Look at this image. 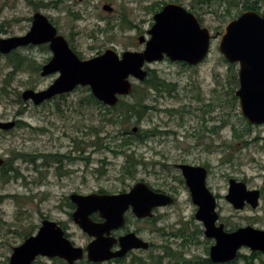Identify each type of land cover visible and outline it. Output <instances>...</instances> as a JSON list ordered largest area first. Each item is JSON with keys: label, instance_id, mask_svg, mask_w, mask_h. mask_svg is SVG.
I'll return each instance as SVG.
<instances>
[{"label": "rangeland", "instance_id": "374dc122", "mask_svg": "<svg viewBox=\"0 0 264 264\" xmlns=\"http://www.w3.org/2000/svg\"><path fill=\"white\" fill-rule=\"evenodd\" d=\"M31 1L57 2V8L54 6L42 8L40 12L51 16L62 30V36L67 39L73 38L82 53L86 57H91L109 48H116L119 53L131 47L138 48V30L122 28L120 18L124 13L129 14L132 22L142 25L141 30L148 38L146 31L151 29L152 23L154 24L155 14V11L150 10V5L163 0ZM105 5H111L114 12H105L103 10ZM145 7L148 10H145ZM209 7L216 12L204 16V24L215 36L211 42L209 56L204 59L200 67L195 69L190 66L186 68L169 60L160 62L156 65L158 75L163 80L176 84V92L171 95L165 94L161 98L153 91L148 95L147 104L156 107L158 111L149 113L151 121L143 122L144 129L159 128L176 132L179 136L177 141L174 140L176 137L173 135L163 139L154 137L148 140L146 145H143V142H136L128 153L116 152L123 151L117 149V144L121 143L122 133L127 132L128 129L132 132L133 128H140V123L134 124L136 120H133V124L128 127L109 124L106 120L113 115L116 116L117 112L110 113L103 105L87 103L86 100L90 97L88 87H80L78 91L70 94L66 101L55 99L39 107L32 102L19 99V93L22 94L27 89L44 90L56 80L53 76L42 77L40 72L28 71L33 68L32 63L36 66L43 64L49 56L46 49H24L21 55L28 57L30 62L27 61V68L15 76L11 73L13 67L9 64L12 53L0 54V121L22 122V125L11 132L0 134V157L4 160H12L13 167L23 170L22 174L27 177L30 168L29 164H26L28 161L22 158L13 160V151L31 156L37 153L51 155L60 153L72 157L70 158L72 160H64L61 165L49 159L46 172L47 179L52 184L50 186L28 187L29 185L24 184L20 178L21 174L18 179L12 177L9 181L0 178V264H8L14 247L22 244L27 234H35L43 219L63 222L75 246L85 249L93 238L72 221L71 215L74 209L68 205L70 195L73 193L88 195L100 191L117 194L129 191L141 181L154 189L165 190L173 182L168 178L166 182V173L173 171L176 174L173 164L181 159L180 156L183 154L181 150L190 148L188 137L192 133L207 137V142L212 146L211 157L204 159L212 168L211 184L214 193L221 196L218 207L221 222L230 231L245 226L264 229V196L261 197L260 205L255 210L249 206L243 210H236L225 198L228 194L229 178L246 179L250 189L264 187V142L260 140L264 137V128H256L250 134L241 137L243 139H238L236 131L240 130L243 135L247 129L241 124L236 102L228 95L229 107L222 110L218 106L223 86L228 90L236 89L235 82L226 79L227 69L223 64V55L219 51V41L224 27L235 19L239 7L232 8L231 16L226 19L223 16L224 7H220L219 1L211 3ZM73 13H79L80 19L73 18ZM32 16L33 10L26 0H0V39L25 34L29 29L27 19ZM139 20L144 23H140ZM109 22L116 27L105 28ZM6 80H9L7 94L2 91L6 86ZM134 85L139 86L137 87L139 93L144 87L137 81ZM203 95L206 103H211V109H206L205 115L201 114V104L198 100V97ZM138 96L139 94L136 93V97L129 99V102H135ZM187 96L189 99L191 96L193 101L187 99ZM156 97L158 101H155ZM81 100L83 103L80 102ZM183 104L191 105L193 108L191 111L184 110ZM174 108L179 113L175 114L172 111ZM201 115L205 119L203 123L200 121ZM224 120L227 121L225 129L217 134L214 133L213 129ZM135 135L133 134L134 137ZM98 136L103 144L101 149L92 144ZM256 138L259 140L253 141ZM221 140L227 144L226 152L218 149ZM247 140L251 144L249 147H245ZM243 148L246 149L243 153L247 155H241ZM133 151L136 152L135 156L139 164L134 171V178H129L125 176L128 170L126 156ZM231 156H233L232 161L229 159ZM195 158L203 157L196 155L187 157L189 161ZM225 158L230 162L222 164ZM60 172L65 176L62 181L58 179L57 182L55 175L59 176ZM195 213L196 209L190 202L188 193L181 191L177 204L156 210L152 219L141 221L130 216L126 228L119 234L124 235L125 230L137 232L139 237L154 243L155 246L148 254L139 250L129 252L130 255L122 264H137L136 257L143 258V262L150 264L152 255L157 256L162 253L159 246L166 244H172L177 253L184 252L189 258L209 257L207 249H210L215 241L207 238L204 233H199L197 236L196 229H201L202 226L195 219ZM94 217L99 219L98 215ZM180 229L184 230L183 233L187 237L192 234L195 236L188 251L179 248L176 239H171ZM241 254L249 256L251 251L244 248ZM261 258L264 262V253ZM39 260L37 264H61L56 260L43 258ZM255 264L264 263L261 259H256Z\"/></svg>", "mask_w": 264, "mask_h": 264}, {"label": "water", "instance_id": "95a60500", "mask_svg": "<svg viewBox=\"0 0 264 264\" xmlns=\"http://www.w3.org/2000/svg\"><path fill=\"white\" fill-rule=\"evenodd\" d=\"M103 10L111 12L113 8L105 5ZM154 21L153 28L148 31L150 39L146 41L144 37H139V42L146 45L144 51H126L120 56L109 48L99 56L80 60L65 37L57 34L48 17L36 13L27 34L0 39V54L8 55L30 44H51L53 57L43 66L41 76L47 77L56 72L60 76L44 90L23 91L21 98L24 102L40 106L81 86L89 87L97 100L114 107L121 96L132 94L131 77L138 81L147 78L148 72L144 69L146 63L161 62L167 57L172 62L196 66L209 55L211 32L201 27L195 15L177 5H167L155 14ZM219 50L230 63H242V88L236 92V96L241 98L243 115L250 123L263 124L264 15L246 12L231 22L221 36ZM15 126L14 120L0 121V131L12 130ZM3 164L4 159L0 157V166ZM181 169L198 207L195 217L203 224L205 236L215 241L210 247V260L215 264L230 263L236 260L243 248L263 253L264 229L245 226L227 231L223 223L218 224L217 200L205 185L206 170L189 165H182ZM260 198L259 189H249L242 181L230 180L226 200L234 209L243 210L246 205L257 209ZM69 199L75 206L71 215L73 222L93 238L88 246L85 249L75 246L56 221L44 220L36 234L14 247L8 264H35L38 257L60 258L68 264L86 258L99 264L124 258L132 250H147L150 244L134 232L115 238L111 235L112 231L125 225L126 214L130 210L138 219H150L155 209L175 202L173 197L155 191L145 182L136 183L127 192L73 193ZM94 214L102 221H95ZM117 244L119 248L114 250Z\"/></svg>", "mask_w": 264, "mask_h": 264}, {"label": "flooded vegetation", "instance_id": "af4514ba", "mask_svg": "<svg viewBox=\"0 0 264 264\" xmlns=\"http://www.w3.org/2000/svg\"><path fill=\"white\" fill-rule=\"evenodd\" d=\"M27 1V4L28 6H30L33 10V16L28 18V25H29V29L27 30V32L25 34H27L33 24V20H34V16L36 13H41L40 10H43L42 8H49V7H55L57 8V2H48V3H45L44 1H40L38 3H35L31 0H26ZM216 1H219L220 2V7H224V14L223 16H225V19L228 18L229 16H231V9L232 8H236V7H239L238 9V14L236 15L235 19L230 21L224 28L226 29L228 27V25L235 21V20H238L244 13L246 12H255L257 13L258 15L260 16H263L264 15V0H163L162 2H159V3H156V4H152L150 5V10L152 11H155L154 13H158L160 11L163 10V8L167 5H177L179 7H182L183 9H185L187 11V13H190V14H193L197 17L200 25L202 28H207L209 29V27H206V25L204 24V16H206L207 14H212V13H216L215 11H212L210 9V5L211 3L213 2H216ZM229 2V3H228ZM249 4L248 6L246 4ZM37 4V5H36ZM36 5V7H35ZM40 6V7H37V6ZM110 7H112L111 5H109ZM113 8V7H112ZM145 10H148L147 7L144 8ZM106 12V11H105ZM114 12V8L111 12L109 13H112ZM154 14V16H155ZM227 15V16H226ZM49 19V21L52 23L53 26H55V28L57 29V34L58 35H62V30L57 26L55 20L49 16V15H46ZM73 18H75L76 20L80 19V15L79 13H73L72 14ZM154 18V17H153ZM120 24H121V27L122 28H130V29H136L138 30V43H139V47L138 48H135V47H131L123 52H118L116 50V48H111V49H114L115 51H117L119 53L120 56H122V54L126 51H133V52H142L145 50L146 48V45L145 43L144 44H141L139 42V37H144L147 40L150 39V35L148 33L149 30L146 31V35H149L148 38H146L145 36V32L141 30L142 28V25L141 24H138L137 22H132V20L130 19V16L129 14H126L124 13L122 18H120ZM140 23H144V21L142 20H139ZM155 23V21H154ZM154 24L152 23V25L150 26V28H153ZM99 27V26H98ZM116 26H114L113 23H108L105 28H114ZM224 29V31H225ZM209 31L211 32V30L209 29ZM223 31V33H224ZM222 33V34H223ZM23 34V35H25ZM221 34V36H222ZM21 35V36H23ZM211 36H212V39H211V42L213 40V38L215 36L212 35L211 33ZM63 37H65L63 35ZM65 39L67 40L70 48L72 49V51L78 56V58L80 60H89L93 57H96V56H99L101 55L102 53H104L103 51L101 52H98L96 54H94L93 56L91 57H86L82 51L79 49V47H77V45L74 43V40H72L71 38L70 39H67L65 37ZM221 39V37H220ZM220 42V41H219ZM38 48H44L46 49L48 52H49V56L44 60L43 64H40V65H37V67H40L38 68L39 70H35V69H30L28 71L32 72V73H36V72H40V75H41V71H42V68L45 64H47L53 57V52L51 50V44L50 43H45V44H41V45H33V44H30L28 46H25V47H22L20 49H17L15 51V53H18V54H22V51L25 49V50H31V49H38ZM106 51V50H105ZM14 53V52H13ZM12 53V55H14ZM26 58V57H25ZM29 58L27 57V60ZM171 61L170 59H168L167 57L164 58L163 61L161 62H165V61ZM30 61V60H28ZM172 62V61H171ZM160 62H153V63H146L145 64V67L144 69L148 72L147 74V78L144 80V81H138L134 78H130L132 84H133V91L136 90L138 91V89L135 88V86L137 85H134V83L137 81L139 84H142L144 87L141 88L140 90V95L142 97V101H143V105L148 108L145 110V112L143 113L142 117H141V120H140V128L136 127L137 130L134 131V128L132 130V132H125V133H122L121 134V139L125 138V137H128V136H133V134H136L135 136L137 137L138 134H140L141 136V139L143 141V145L147 144L148 140L150 141V139H153L154 137H156V139L158 137H160L161 139L163 138H168L170 135H173V137H176L174 138L175 141H177L178 137L177 136V133L176 132H173V131H170V130H160L159 128H155L153 130H148V129H144L143 127V122H147L149 123V121H151L149 118H150V114L152 111H158V109L154 106H150L149 104H147V101H148V95H149V92L150 91H153L154 93H156V95L158 97H164L165 94H169L171 95V93H175L176 92V84H173L172 82H167L169 84H173L174 85V91H168L166 89H155L151 86L150 84V81L156 76H158L160 78V76L158 75V71L156 69V65L159 64ZM173 63H176V64H179V65H182L186 68H188V66L192 67L193 69L195 68H198L200 67L202 63H200L199 65H196V66H191L185 62H173ZM223 64L225 65V68L227 69V71L229 70V72H227L225 70V75H226V79H228V81H233L235 82L234 85L236 87L235 91H234V94L232 95L231 93V90H228L225 86H223V90H222V93H221V98L219 97V100H218V106L220 107V109L222 110H225V108H228L229 106V102L227 101V98H228V95L231 96L232 100H233V97H235L234 101L236 102V105H237V110H238V114H239V117L241 119V124H244L245 125V128L247 129L245 131V133L243 135L242 132L240 130L236 131V136L238 139H243L241 137H245L246 134H250L254 129L256 128H264V123L263 124H252L250 123V121L243 115V112H242V105H241V98L239 96H236V92L237 91H240L241 88H242V83H241V71H242V63L240 61L238 62H235V63H230L224 56H223ZM27 65V64H26ZM16 66V64H15ZM25 69H17L16 67L13 68V71L11 73H13V76H15L17 73H19L20 71H23ZM228 74H230V77H228ZM49 76H53L55 77V79H57L59 76H60V73L59 72H56V73H53ZM229 78H232V79H229ZM162 79V78H160ZM81 86L77 87L76 89H74L72 92L70 93H67V94H62V95H58L56 97H54L53 99H51L50 101H54L55 99H60V100H67L68 96L76 91H78V89L80 88ZM231 87V86H230ZM231 89V88H230ZM88 90L91 93V89L88 87ZM139 92V91H138ZM133 92L130 96H121L119 98V103L114 106V107H109L107 105H105L103 102L99 101V103H96L97 105H103L105 108H107L108 112L112 113L113 111L117 112V110H113L112 108H115V107H118L120 105L121 102L123 101H127L129 102V99H132L133 98ZM93 96V95H92ZM193 96V95H192ZM158 97L155 98V101H158ZM188 97V96H187ZM96 99V98H95ZM189 99V97L187 98ZM190 101H193V99L191 98L190 96ZM198 100H199V103L201 104V107H200V110L202 111H198V112H201V114L205 115V110L206 109H211V103L210 102H207L206 103V98L205 96L203 95L202 97H198ZM48 101V102H50ZM80 102L83 103V100H81ZM47 103V102H46ZM45 104V103H44ZM44 104H42L41 106H43ZM183 108L184 110H190L193 108V106L191 105H186V104H183ZM199 110V108H197ZM172 111L177 114L176 112L179 113V111L174 108L172 109ZM17 121V120H16ZM200 121L201 123H203L205 121L204 117L201 115L200 116ZM20 121H17L16 122V126L15 128H13L12 130L18 128L20 125L19 123ZM226 123L227 121L224 120L223 122L220 123L219 126L215 127L213 129V132L214 133H219L221 130H224L225 127H226ZM22 125V124H21ZM202 129H205L204 127H202ZM12 130H8V131H5V130H1L0 131V134H3V133H9L11 132ZM206 130V129H205ZM185 134V133H184ZM134 137V136H133ZM188 139L190 140L189 142V146L190 147L188 150L187 149H183L181 150L182 151V156L180 160H178L177 163L173 164L174 165V168H175V172L176 174H174L173 171H168V173H166V182H167V178L172 180V184H169L167 186V188L165 190H162V189H154L155 191L157 192H160V193H163V194H167V195H170L171 197H173L175 199V202L172 204V205H175L179 202V196H180V193L181 191H186L188 193V196L190 197V202L192 203L193 207L196 209V212H197V205L194 203L193 201V197H192V193H191V190L190 188L187 186V183H186V179L184 178L183 176V172H182V169H181V166L182 165H189V166H192V167H201L203 169L206 170V174H205V185L206 187L215 195L216 197V200H217V211L219 213V201L221 199V196L219 194H215L214 193V187L212 186L211 184V179H212V168L210 166V164L204 159V158H210L211 157V154H212V146L210 143L207 142V137L205 136H202V135H199L198 133V136H197V133H192V135H190L188 137ZM222 139V138H221ZM259 140L258 138L254 139L253 141H257ZM261 141L264 142V137L260 138ZM224 141V140H223ZM248 141V140H247ZM245 142V147H249L251 144H249V141L248 142ZM219 148L218 149H221V150H224L226 152V148H227V144L226 142H222L221 140V144H219ZM246 149L243 148V150L241 151V155L244 156V155H247V153H243ZM51 154H42V153H37L35 156H31V155H28L30 157L29 160L27 159H23V160H26L28 161L26 164H29L30 168L29 169V176H25L22 174V171L23 170H18V168H16L18 170V177L17 178H14V179H18L19 178V175L21 174V179L23 180V183L24 184H27L29 185L28 187L30 186H33V187H46V186H50L52 185L50 180L47 179V172H46V169L48 168L49 166V159ZM55 156V161L54 163L55 164H59L61 165L63 163L64 160H68L69 158H72L70 156H67V155H63V154H60V153H57V154H53ZM191 155H196V156H200V157H203L202 159L201 158H195L193 159L192 161H189L187 159V157L191 156ZM227 158V156H226ZM225 160H222V164L224 163H227V161H229V159H231V161L233 160V156H231L229 159H226ZM72 160V159H71ZM76 160V159H74ZM252 160H255L254 158H252ZM6 161V160H5ZM230 162V161H229ZM62 173H58L59 176L55 175V177L57 178V182H58V179H60L62 181V178L65 176V174L63 173V175H61ZM264 178V176H263ZM233 179V178H229V181H228V185H229V182L230 180ZM236 179V178H235ZM237 181H243L246 183L247 187L249 188L248 184H247V180L246 179H243V180H239V179H236ZM60 181V182H61ZM143 182V181H141ZM62 183V182H61ZM229 188V186H228ZM250 189V188H249ZM260 192H261V197L264 196V187H261L259 188ZM226 198V196H225ZM170 205V206H172ZM246 206H249V205H246ZM169 206H166V207H162V208H157L154 210V215H155V211L158 210V209H165V208H168ZM72 209H75L72 208ZM196 214V213H195ZM220 215V218H219V223L218 224H221V214L219 213ZM130 216H134L133 213L130 211L127 212L126 214V223L125 225L118 229V230H114L112 231L111 235L115 238H119L120 236H122L121 234H119V232H122L124 230V228H126V224H127V221L129 219ZM135 217V216H134ZM154 217V216H153ZM152 217V218H153ZM72 218V217H71ZM136 218V217H135ZM150 218V219H152ZM137 220H149V219H138L136 218ZM196 219V217H195ZM44 220H47V219H43L42 222ZM95 221L97 222H101L102 220L99 218V219H95ZM197 220V219H196ZM73 221V220H72ZM198 221V220H197ZM41 222V224H42ZM199 222V221H198ZM59 224V226L65 231V236L71 240V242L75 245V243L72 241L71 239V235L69 234L68 232V228L67 226L63 223V222H57ZM202 226V228H198L196 229V233H197V236L199 233H204L205 235V232H204V226L201 222H199ZM40 224V226H41ZM224 224V223H223ZM225 225V224H224ZM40 226L38 227V230L40 228ZM226 230L227 231H230L226 226H225ZM37 230V232H38ZM126 232L124 233L127 234V233H130V232H133V231H127L125 230ZM184 230L180 229L179 230V233L177 234H173V237L174 238H171V239H176V241H178V247L183 249L184 251H188L189 247L191 246L192 242L194 241V238L195 236L192 234V235H189L188 237L186 236V234H182ZM234 231V230H233ZM36 232V233H37ZM35 233V234H36ZM138 237H139V234L137 232H134ZM34 235V234H33ZM141 238V237H140ZM192 240L193 241H186V240ZM142 239V238H141ZM179 239L181 241H179ZM168 242V241H167ZM150 244V247L149 249L147 250H139V251H143L145 253H149L151 251H153L154 249V246L155 244L152 243V242H149ZM165 246L170 250H168L169 252L173 253V252H176L173 248V245L172 244H166V245H162V246H159V249H162V253L157 255V257H160L161 258V263L162 264H168L170 262V259L169 257H167L165 254V252H163V250L165 249ZM119 248V245L117 244L115 247H114V250H117ZM134 251V250H133ZM133 251H130V253H132ZM130 253H128V255L126 257H124L123 259H114L112 261H110L111 263L113 264H122L123 262L126 261L127 257L130 255ZM177 253V252H176ZM183 255L185 256V253L182 252ZM178 255H179V252H178ZM209 255V254H208ZM153 256V255H152ZM186 258H189L187 256H185ZM196 256H193L191 258H194ZM199 257V256H198ZM201 257V256H200ZM50 259V258H46V257H38L35 261V264L39 263V259ZM209 258V257H208ZM210 259V258H209ZM50 260H56L57 262H60L63 264H68L65 260L63 259H60V258H53V259H50ZM117 260H120V263L117 262ZM159 260V258H158ZM146 261V260H145ZM84 262V263H83ZM88 260L86 259H83L79 262H76L74 264H85L87 263Z\"/></svg>", "mask_w": 264, "mask_h": 264}, {"label": "trees", "instance_id": "16d2710c", "mask_svg": "<svg viewBox=\"0 0 264 264\" xmlns=\"http://www.w3.org/2000/svg\"><path fill=\"white\" fill-rule=\"evenodd\" d=\"M247 6L249 5L248 3L246 4ZM40 7V6H37ZM14 55L10 56V62L9 64L14 68L16 67L17 69H25L27 68L26 66V62L28 61L27 58L23 57L21 54L18 53H13ZM30 62V61H28ZM16 64V66H15ZM31 66L33 67L32 69L35 70H39L36 65H33V63L31 64ZM9 84V80H6V86L5 88L2 89V91L7 94V85ZM150 84L153 88L155 89H166L168 91H174V85L173 84H169L167 83L165 80L160 79L158 76L155 75V77L150 81ZM136 86L135 88L137 89ZM232 91V95L234 94V88H231ZM136 93L139 94L137 100L133 103L131 102H121L120 105L118 107L112 108L113 110H117V115H113L111 118L107 119L106 121L111 124V125H120V126H125L128 127L130 126V124H133V120H136L134 124H138L140 123L141 117L143 115V113L145 112L146 108L143 105V101H142V97L140 95V93L136 90L133 91V97H136ZM19 99L21 98V94L19 93ZM235 99V97H233V100ZM87 103H99L97 99H95L92 94H90V97L86 100ZM230 105V102H229ZM19 125L22 124V122H18ZM127 132H130L129 129L127 130ZM131 133V132H130ZM97 134V133H96ZM101 138H99L95 141L92 142L93 145H95L97 148L101 149L103 147V144L100 142ZM136 142H143L141 139L140 134H138L137 137H133V136H128L125 137L123 139H121V143L117 144V149H122L123 151H116V152H127L132 148V146L135 145ZM132 150V149H131ZM136 152L133 151L130 154H127L126 156V165L128 166V170H126L125 176L129 177V178H134V174H135V169L137 167V165L139 164V162L136 159ZM12 157L13 160H18L20 158L23 159H30V157L28 156V154H20V153H15L13 151L12 153ZM50 157L51 161H55V156L54 155H50L48 156ZM68 160H71L70 158ZM18 170L16 168L13 167V162L12 160H6L4 165L0 167V178L4 181H9L12 177L13 178H17L18 177ZM100 193H105L104 191H100ZM69 207L74 208V205L69 201L68 202ZM184 234V233H182ZM32 234H27L24 238H27L29 236H31ZM186 241H193L192 238L191 240H186ZM169 249L165 246V249L163 250V252H165L166 256L171 258L170 262L168 264H215L213 263L208 257L203 258V257H194V258H186L182 252L178 253L176 252H169ZM207 254H209V248L207 249ZM263 253L260 252H251V254L249 256L246 255H242L241 253H239L237 259L231 263L228 264H241L243 262V264H255V260L256 259H261V262H263L261 256ZM159 258V260H158ZM135 259L138 260L137 264H148L143 262V258L140 257H136ZM118 263H120V260H117ZM150 264H162L161 263V258L157 257L156 255H153L151 257V260L149 262ZM63 264V262L61 263ZM85 264H92L90 262H87ZM134 264V263H132Z\"/></svg>", "mask_w": 264, "mask_h": 264}]
</instances>
